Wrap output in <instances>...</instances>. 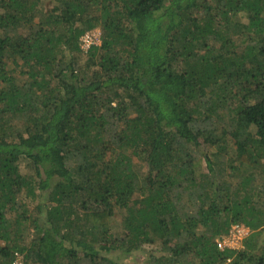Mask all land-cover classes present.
Masks as SVG:
<instances>
[{
    "label": "trees",
    "instance_id": "1",
    "mask_svg": "<svg viewBox=\"0 0 264 264\" xmlns=\"http://www.w3.org/2000/svg\"><path fill=\"white\" fill-rule=\"evenodd\" d=\"M41 1L0 0V264H264V0Z\"/></svg>",
    "mask_w": 264,
    "mask_h": 264
},
{
    "label": "rangeland",
    "instance_id": "2",
    "mask_svg": "<svg viewBox=\"0 0 264 264\" xmlns=\"http://www.w3.org/2000/svg\"><path fill=\"white\" fill-rule=\"evenodd\" d=\"M56 3V0H42L40 2V6H43L44 8L46 6H53ZM20 33H23L22 30L19 31ZM93 32L99 36L100 32L99 29H94ZM85 61V53L83 52L81 54V59L80 62L83 65ZM13 70V74L17 77L21 76V80L25 79V76H23L20 71L22 70L21 67H15L13 65L10 66ZM21 128V125H19ZM20 170L23 174H30L31 173V168L29 167L28 161L26 160H21L20 161ZM24 200L27 202L29 205L30 211L33 215L36 214V201L30 200L24 197ZM112 230L114 231L115 234H120L122 232V225H121V214H117L115 218H113L112 221ZM23 235L24 238H26V241L33 239L36 236V233L34 231V227L30 224H28L24 227L23 230ZM19 236V235H18ZM147 250H150L149 247H146ZM109 258L114 261L115 264H147V256L143 254L142 252H134L129 256H123L121 253H114L112 255H109Z\"/></svg>",
    "mask_w": 264,
    "mask_h": 264
},
{
    "label": "built area",
    "instance_id": "3",
    "mask_svg": "<svg viewBox=\"0 0 264 264\" xmlns=\"http://www.w3.org/2000/svg\"><path fill=\"white\" fill-rule=\"evenodd\" d=\"M81 48L87 50L91 45H99V36L93 31L85 33L81 37ZM249 229L243 224H233L229 229L218 236L216 239V246L220 251L223 250H239L243 248L244 240L249 235ZM11 264H23V257L18 252L14 253Z\"/></svg>",
    "mask_w": 264,
    "mask_h": 264
}]
</instances>
